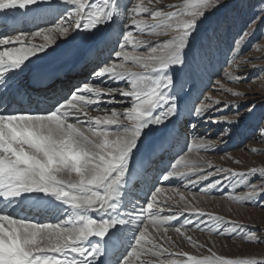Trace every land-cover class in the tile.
I'll list each match as a JSON object with an SVG mask.
<instances>
[{
	"label": "snow or ice",
	"instance_id": "6c2138e0",
	"mask_svg": "<svg viewBox=\"0 0 264 264\" xmlns=\"http://www.w3.org/2000/svg\"><path fill=\"white\" fill-rule=\"evenodd\" d=\"M38 2L41 0H0V83L22 70L38 52L49 49L55 39L53 33L68 36L73 21L76 31L89 35L101 25L107 27L115 23L117 18L126 21L123 39L114 55L118 60L138 64L143 72H133L123 63L109 64L105 60L103 66L98 65V70H94L91 80L75 86L69 95L44 110V114L0 111V264H113L109 251L128 226H131L134 243H128L114 264H146L140 259L141 255L172 256L168 248L151 238L150 226L164 233L172 226L193 247H203L182 231L193 224L197 230L201 229L199 220L194 221L192 216H208L212 221L211 232L229 234L228 225L234 222L204 213L187 203L185 209L168 215L154 211L160 208L157 203L160 187L144 194L146 207L126 200L131 193L130 181L136 175L130 161L140 140L152 126L163 124L177 112L178 105L169 91L176 86L171 70L183 67L199 20L219 7L220 0H183L180 6L169 5L175 10L167 12L142 4L122 7L120 0H92L91 3L89 0H56L55 3L43 0L48 4L49 14L60 22L53 28L31 33L32 36L47 33L43 35L45 43L36 46L23 31L10 34L14 29L9 28L10 17L5 14L30 9ZM142 13L151 15L155 21L152 27L161 29L157 34L167 36L170 32L171 38L155 43L134 39L128 29L134 27L143 33L145 22L138 18ZM6 31L9 34H5ZM25 41L29 43L26 45ZM129 46L131 52L125 50ZM141 46L147 48L146 55L136 54ZM121 81H125L126 86H119ZM113 83L117 86H112ZM117 96L129 101L122 111L113 108L109 112L101 108V105L112 104ZM90 107L103 114L90 115ZM213 107L205 103L193 105L190 114L203 118ZM212 122L235 123L231 120ZM260 135L264 138V127L260 128ZM186 148L188 152L194 148L215 150L212 140L198 136H193ZM214 172L223 173L225 180L237 186L249 187L242 196L230 195L229 199L250 202L264 194V187L257 191L256 185H250V178L257 174L264 180V170L259 173L255 168L246 173L220 168L205 171L183 155L171 163L162 180L183 181L186 190L208 181L200 192L210 194L223 183L220 179H209ZM171 191L179 195L181 201L185 200L175 187ZM33 196L36 203L47 204L50 210L54 208L59 222H32L22 213L14 215L9 211L21 201H31ZM185 210L189 216L178 224H171L179 221ZM235 230L233 226L231 231ZM244 238L253 243L262 242L254 233ZM166 242L174 247L170 240ZM209 251L211 254L203 257L179 252V257L187 259L168 258L160 260L159 264H264V260L229 259Z\"/></svg>",
	"mask_w": 264,
	"mask_h": 264
},
{
	"label": "rangeland",
	"instance_id": "374dc122",
	"mask_svg": "<svg viewBox=\"0 0 264 264\" xmlns=\"http://www.w3.org/2000/svg\"><path fill=\"white\" fill-rule=\"evenodd\" d=\"M89 2L91 3L92 0ZM120 2L122 7L126 5L131 8L133 5L142 4L144 7L164 12L175 10L169 8V5L180 6L183 4V0H130V2L129 0H120ZM261 9H264V0H220L219 7L208 11L199 20L197 30L191 37L190 46L186 52L185 63L179 70L180 77L184 80L180 82L175 79L176 86L169 90L178 105L177 112L174 117L166 120L163 124L152 127L153 130L159 131L169 126L174 119L185 115L179 119L182 122L178 125L181 127L185 125L186 128L182 129H186L187 134L186 130L184 132L181 129V132L183 131L182 139L176 142L179 148L183 142L185 145L190 144L193 136L208 138L214 142V151H197L194 148L193 151L188 152L186 148L182 152L190 153L186 157H193L194 159L191 161H195L199 167L205 168V171L220 168L246 173L255 168L259 173L264 170V138L260 135V128L264 127V12ZM138 18L145 22V26L143 33L134 27L128 29L133 33L134 39L155 43L171 38L170 32L167 36L157 34L161 29L152 27L155 21L150 14L142 13ZM124 23L126 21L117 18L115 23L110 24L111 31L119 33L118 36L112 34L110 37V40L113 38L118 41L116 42L117 50L119 42L123 39ZM55 24L44 26L42 29L53 28ZM74 26L73 21L70 30H73ZM111 50L113 52V48ZM125 50L131 52L132 48L129 46ZM112 52L111 55H113ZM136 54L146 55L147 48L143 46L137 48ZM93 55L95 54L82 56L75 61L70 60L65 65L81 66ZM193 57L198 68L193 65V69L190 67L189 70L188 64ZM114 59L112 58L111 63L116 60L123 62L125 67L133 72H143L138 64ZM191 63L194 64V59ZM195 68L202 71L204 75ZM123 85L126 86L125 81ZM202 90L204 91L200 92ZM187 93L190 94V99L186 98V102L181 101L180 99L187 97ZM232 93H239V95ZM104 99L107 100L108 97H104ZM217 101L219 104L215 103ZM194 102L195 106L205 103L214 107L203 118H197L194 114L189 115ZM128 104L129 101L117 96L112 104H105L101 108L109 112L113 108L116 111H122ZM89 112L92 116L103 114L102 111L98 112L91 107ZM212 120H231L235 123L217 124ZM193 125H195L194 131ZM176 128V130L180 129ZM253 149L255 151H252ZM178 155H173L172 163ZM209 164L212 166L211 168L208 167ZM209 179L223 181L210 194L200 192V188L206 186L208 181L187 190L184 187L185 182L176 185L177 192L190 194H183L184 201H181L179 195L174 194L170 189L164 193L168 194L169 201L174 200L175 204L181 208H185V203H187L204 213L222 216L225 220L234 222L233 225H228L229 234L219 235L211 232L212 221L208 216L198 217V219H194L192 216L191 219L194 221L200 218L201 229L197 230L193 224L183 230L187 237L203 247H193L172 227H168L167 233L162 232L163 230L154 231L151 233V238L155 243H161L159 245L168 248L172 256L143 255L141 259L146 264H149L150 260L154 258H159V260L187 258L179 257L177 255L179 252L203 257L211 254L209 249L229 259L258 257L264 260V194L250 202H239L229 199V196H242L249 190V187L237 186L232 181L225 180L223 173L214 172V175ZM250 185H256L257 191H260L264 187V180L257 174L250 178ZM197 196L204 198L198 199ZM183 217L187 218L185 215ZM233 226L236 229L234 232L231 231ZM253 233L262 241L261 243H253L244 238ZM167 240H170L174 247L170 246L166 242Z\"/></svg>",
	"mask_w": 264,
	"mask_h": 264
},
{
	"label": "bare ground",
	"instance_id": "6f19581e",
	"mask_svg": "<svg viewBox=\"0 0 264 264\" xmlns=\"http://www.w3.org/2000/svg\"><path fill=\"white\" fill-rule=\"evenodd\" d=\"M55 2L56 0H52V3H55ZM47 8H48V4L46 2H43V0H41V2H38L36 5L30 6V9L11 10L9 13H6L5 15L13 16L16 19H20L23 14L43 13L44 11H47ZM42 30H45V29H40L34 32H42ZM74 31H75V28L73 30H70L68 36L66 37H61L58 32L53 33L55 39L53 43L51 44L50 48L45 51L38 52L34 57L30 58V62H26L25 69L22 70L21 73L26 74L28 72H32L33 69L34 71H39L43 68L45 63H53L59 59L62 60L61 65H65L70 60L75 61L81 58L82 56L95 54L98 52V49L101 46L106 47L105 46L106 43H110V37H112V34H115L117 36L119 35V33L116 34L111 31L110 25L107 27H105L104 25L99 26L98 30L94 31L91 35L84 33L82 31H79V32L78 31L74 32ZM31 32L34 33L33 30ZM27 34L30 37L31 44L40 46L45 43L43 39V35L47 34L46 32L42 33V35L40 36H32L31 33H27ZM28 43L29 41H25L26 45ZM0 48H2V46H0ZM113 57L115 58V55H113ZM53 59L55 60L51 61ZM113 63H123V62H117L115 60ZM193 65H194L193 63L190 64V67L192 69H193ZM179 70H180V67L179 68L176 67L175 70H173L172 72H173L174 77H176L175 78L176 80L183 82L184 79L180 77ZM186 95L187 97H184L180 100L183 102H186V98L190 99V94L187 93ZM185 107L187 108V106ZM81 119H85V118L81 117ZM174 122L175 121L171 122L169 126L159 131L153 130L152 128L151 130L146 131L145 135L142 137V139L139 142L138 149L136 150L135 154L133 155L130 161L131 169L134 170L136 173L135 179H136L137 174L140 171V166L145 164L147 161L151 160L154 156H157L161 153L163 154L165 153L164 154L165 156L167 154L168 156L173 157L174 154L175 155L179 154L178 156L174 158V162H175L176 159H178L181 155L186 157L187 155L190 154V153H182L186 149L185 142L182 143L180 148L178 147V143L176 142L182 139L181 133L183 132H181V129L176 130L177 126H175ZM186 158L190 161L194 159L193 157H190V158L186 157ZM181 170H183V168ZM135 179L130 181V186L135 181ZM166 182L167 181L162 180L160 181V184L156 186L162 189L161 193L157 195V203L161 204L165 211H162L161 208L154 209V211H160L162 215H168L170 214V212H177V210L179 211V210L185 209V208H181L178 205H176L175 204L176 202L174 200L169 201L168 194L165 195L164 193L165 191H168V189L173 188V187L176 188V185L178 184L180 185V183H184V182L178 179H175V178H172L169 180L170 184H166ZM171 185L173 186L169 187ZM154 190L155 188H153L151 191H154ZM182 193L186 195H190L185 192H182ZM196 198L200 199L204 197L197 196ZM141 203H142V200L140 199L137 206L143 205L144 207H146V202L144 204H141ZM184 215L186 217L188 216L187 210L184 211ZM183 216L180 217L179 221L171 222V224L175 225L183 221L184 219ZM193 218L198 219L197 216L196 217L194 216ZM169 227H172V226H169ZM154 231H157V230H155L153 227L150 226L149 233L151 234ZM182 231L184 230L182 229ZM132 235H133V232H132L131 226H128L127 228H123V230L120 233V238H119L120 241L116 242L115 247L122 250V252H125V249L127 248L128 244L127 243L124 244L121 242L122 241L129 242V240H132V243H134V240L132 239ZM136 235H138V233H136ZM142 256L143 255H141V257ZM253 258L257 260H262L258 257H249V258H244V259H253ZM150 261L151 262L149 264H158L160 260L159 258H154V259H151Z\"/></svg>",
	"mask_w": 264,
	"mask_h": 264
}]
</instances>
